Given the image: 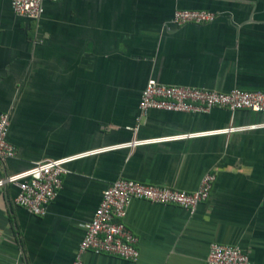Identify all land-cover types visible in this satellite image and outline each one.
I'll return each instance as SVG.
<instances>
[{
    "label": "crops",
    "instance_id": "crops-1",
    "mask_svg": "<svg viewBox=\"0 0 264 264\" xmlns=\"http://www.w3.org/2000/svg\"><path fill=\"white\" fill-rule=\"evenodd\" d=\"M176 9L216 18L177 26ZM150 78L264 91V0L46 1L38 20L0 0V114L16 149L0 159V179L93 151L67 164L43 216L15 204L14 185L0 186V264H72L103 190L118 178L192 192L207 172L215 176L209 197L192 214L130 202L124 221L138 238L136 262L87 251L83 264H203L214 242L264 264V125L176 137L264 124V112L150 109L140 118ZM159 138L167 139L129 145Z\"/></svg>",
    "mask_w": 264,
    "mask_h": 264
},
{
    "label": "built area",
    "instance_id": "built-area-1",
    "mask_svg": "<svg viewBox=\"0 0 264 264\" xmlns=\"http://www.w3.org/2000/svg\"><path fill=\"white\" fill-rule=\"evenodd\" d=\"M9 1L12 10L16 14L38 20L43 13L44 2L60 0ZM215 18L216 14L208 10L176 9L170 23L177 26L188 23L203 24ZM217 107L226 108L230 111L246 109L254 112H264V91H249L240 88L217 91L183 85H166L150 78L140 93L139 117H144L150 109L204 113ZM263 125L231 126L176 137L226 133L234 130L258 128ZM8 126V114H0L1 160L11 158L16 154L15 147L7 140ZM164 139L167 138L133 140L129 145L133 146ZM91 152L37 161L26 170L0 179V186L5 184L14 185L18 190L14 198L15 204L25 208L33 215L43 216L46 213L47 205L54 199L61 187L63 175L69 171L67 164ZM214 179L213 173H205L198 189L192 192L155 184H144L132 179H116L103 190L100 202L95 208L91 220L85 224V234L78 245L72 264H83V255L87 251L112 254L136 262L139 258L138 238L126 226L124 221L130 202L133 199H143L163 205L175 204L185 208L192 214L201 202L208 199ZM203 264H251V262L248 255L240 247L214 242L210 244L208 256Z\"/></svg>",
    "mask_w": 264,
    "mask_h": 264
}]
</instances>
